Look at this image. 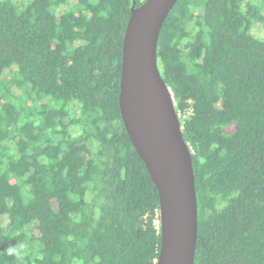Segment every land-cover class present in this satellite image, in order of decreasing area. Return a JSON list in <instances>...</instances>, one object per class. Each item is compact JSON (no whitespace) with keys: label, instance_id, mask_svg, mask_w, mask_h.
I'll return each instance as SVG.
<instances>
[{"label":"trees","instance_id":"16d2710c","mask_svg":"<svg viewBox=\"0 0 264 264\" xmlns=\"http://www.w3.org/2000/svg\"><path fill=\"white\" fill-rule=\"evenodd\" d=\"M143 1L0 0V264H156L158 192L118 106L125 27ZM255 2L178 0L158 38L191 151L194 264H264Z\"/></svg>","mask_w":264,"mask_h":264},{"label":"water","instance_id":"95a60500","mask_svg":"<svg viewBox=\"0 0 264 264\" xmlns=\"http://www.w3.org/2000/svg\"><path fill=\"white\" fill-rule=\"evenodd\" d=\"M178 0L132 7L122 42L118 106L131 144L159 198L156 264H194L197 199L191 151L183 139L173 94L157 62L164 20Z\"/></svg>","mask_w":264,"mask_h":264},{"label":"rangeland","instance_id":"374dc122","mask_svg":"<svg viewBox=\"0 0 264 264\" xmlns=\"http://www.w3.org/2000/svg\"><path fill=\"white\" fill-rule=\"evenodd\" d=\"M14 2H19L23 3L25 0H13ZM258 4H260L259 9L261 10V13L264 12V0H255ZM255 2V3H256ZM260 2V3H259ZM191 25V24H190ZM252 34L257 37L264 38V24L263 23H258V24H253L251 27ZM16 91V90H15ZM17 92H19L17 90ZM21 92V91H20ZM19 94V93H18ZM89 147L92 149V144H89Z\"/></svg>","mask_w":264,"mask_h":264},{"label":"built area","instance_id":"2783aa9c","mask_svg":"<svg viewBox=\"0 0 264 264\" xmlns=\"http://www.w3.org/2000/svg\"><path fill=\"white\" fill-rule=\"evenodd\" d=\"M177 114H178V117H179L180 116V113L178 112Z\"/></svg>","mask_w":264,"mask_h":264}]
</instances>
